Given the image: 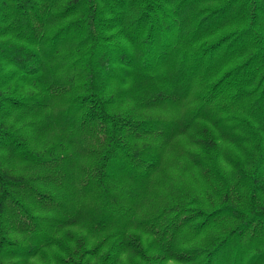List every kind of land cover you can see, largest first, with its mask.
I'll list each match as a JSON object with an SVG mask.
<instances>
[{
	"label": "trees",
	"instance_id": "trees-1",
	"mask_svg": "<svg viewBox=\"0 0 264 264\" xmlns=\"http://www.w3.org/2000/svg\"><path fill=\"white\" fill-rule=\"evenodd\" d=\"M170 262L264 264V0H0V264Z\"/></svg>",
	"mask_w": 264,
	"mask_h": 264
},
{
	"label": "rangeland",
	"instance_id": "rangeland-1",
	"mask_svg": "<svg viewBox=\"0 0 264 264\" xmlns=\"http://www.w3.org/2000/svg\"><path fill=\"white\" fill-rule=\"evenodd\" d=\"M182 161V158H179L177 155H174L172 157H167L165 159V161L163 162L166 166L170 167L171 166H175L177 165L179 162ZM8 165L14 169V171L16 172H27L29 170V164L27 163V165L25 163H23L21 160H16V159H13V158H10L9 162H8ZM169 168V169H170ZM188 179L187 177L185 178V180ZM45 258V257H44ZM36 261V262H40L39 259L37 260H33V262ZM169 264H174L172 262H170Z\"/></svg>",
	"mask_w": 264,
	"mask_h": 264
}]
</instances>
